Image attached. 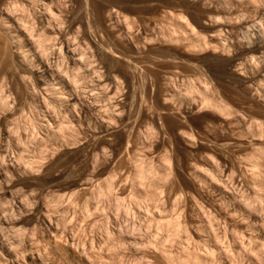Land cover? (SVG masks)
<instances>
[{"label":"rangeland","instance_id":"1","mask_svg":"<svg viewBox=\"0 0 264 264\" xmlns=\"http://www.w3.org/2000/svg\"><path fill=\"white\" fill-rule=\"evenodd\" d=\"M81 2L100 120L38 104L0 19V264H264V0Z\"/></svg>","mask_w":264,"mask_h":264},{"label":"bare ground","instance_id":"2","mask_svg":"<svg viewBox=\"0 0 264 264\" xmlns=\"http://www.w3.org/2000/svg\"><path fill=\"white\" fill-rule=\"evenodd\" d=\"M81 8H82L81 0H0V19L2 21V25H3V28L6 32V34L9 36L10 41L12 42L11 46L13 47V50H14L13 52H14L15 58L17 60V63L19 64V67L27 66L26 71H28V72H26V73L30 74V78H32V81L34 82V84H33L34 89L37 92V94H39L37 97L38 104L40 105L41 103H43V102L39 103L42 100L44 102H46V101L49 102L48 99L50 100L51 98H54L56 100L65 102L66 106L68 107V109L70 108V110L79 108L78 110H80V113H83L82 115H86V116L90 115V116H95V117L98 116V119H99V117H100L99 113H101V112H99L92 104L85 101L84 97H83L84 98L83 99L79 95L78 89H79V86L81 87L82 81L84 82V79L86 80V78H88V79L90 78L91 83H92L90 90L94 91L93 93H95V91L102 90V89L104 91V89H105L104 87H106L107 85L110 86L109 85L110 83L112 85H114L116 88H119V89H121V88L118 87L119 81H117V79L115 77H112L109 75L108 76L104 75V73L102 72V69H104V66H102L104 63L101 62L102 57H100L101 56L100 53L102 51H100L101 49L98 47L96 40L93 38V35L91 34V28L89 27V25L86 28H82V26H81V20L79 18ZM120 31L123 32L122 29ZM223 45L225 46V44H223V42H222V46ZM250 63H248V64H250ZM30 82H31V80H30ZM89 85H90V83H89ZM32 91H33V89H32ZM110 91H113V90H110ZM8 93H10V92H8ZM104 93H105V91H104ZM104 93H102V95ZM1 94H3V93H1ZM84 96H86V95H84ZM87 96H88V94H87ZM105 96L107 97V94ZM109 96H110V94H109ZM94 97L96 98V96H94ZM86 98H88V97H86ZM43 105H45V104H41V106H43ZM95 106H96V104H95ZM40 108H42V107H40ZM114 108H115V111L117 110L116 113H114L115 117L116 118L121 117L120 116V112L122 111L121 105L118 103H115ZM53 109H56V108H53ZM61 111H63V110H61ZM111 111H112V108H111ZM45 115H47V113ZM59 116H61V115H59ZM63 118H64V116H63ZM104 120H106V119H104ZM100 122H103V124H104L103 120H101ZM100 122H98V123H100ZM100 125H101V123H100ZM106 128H107V126H106ZM108 128H110V127H108ZM32 133H34V132H32ZM33 162H35V161H33ZM208 180H209V178H208ZM217 188H218V186H217ZM218 189H220V188H218ZM218 189H217V191H218ZM221 190H223V189H221ZM221 190H219V191H221ZM223 194H224V196H227V198L231 199L232 200L231 202L235 201L236 204H238V208H241V210L244 209V206L242 205L243 203H240L241 201L238 202L236 200L237 198H234L235 196L230 195L231 193L229 194L227 192L226 193L223 192ZM229 199H227V200H229ZM200 210H199V212H200ZM249 211H251V210H249ZM243 212H245V210ZM156 215H158V214H156ZM200 216H201V213H200ZM255 216L258 219L259 216H257V215H255ZM252 218H253V216H251V219ZM248 219H250L249 216H248ZM173 222L174 221H170V222H168V224L173 223ZM174 224H176V225H174ZM174 224H172L173 228L175 226H176L175 229L180 227L178 225L179 224L178 222H175ZM169 226L171 227V225H169ZM202 228H203V226H202ZM134 229H135V227H134ZM176 230H178V229H176ZM127 232H129V231H127ZM137 232H138V230H137ZM196 233L197 232L195 230V234ZM192 235L194 236V234H192ZM234 236H235V233H234ZM211 237H212V235H211ZM206 242L208 243V241H206ZM235 242H236V240H235ZM212 244H213V242H212ZM133 245H135V244H133ZM137 246H139V245H137ZM145 246H146V244H145ZM131 247L132 246H130V248ZM205 248H206V246H205Z\"/></svg>","mask_w":264,"mask_h":264}]
</instances>
